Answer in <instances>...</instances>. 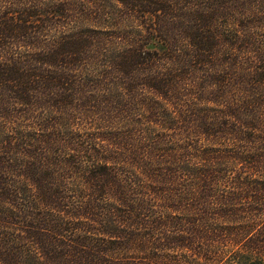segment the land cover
<instances>
[{
	"label": "trees",
	"instance_id": "1",
	"mask_svg": "<svg viewBox=\"0 0 264 264\" xmlns=\"http://www.w3.org/2000/svg\"><path fill=\"white\" fill-rule=\"evenodd\" d=\"M263 178L264 0H0V264H255Z\"/></svg>",
	"mask_w": 264,
	"mask_h": 264
},
{
	"label": "rangeland",
	"instance_id": "2",
	"mask_svg": "<svg viewBox=\"0 0 264 264\" xmlns=\"http://www.w3.org/2000/svg\"><path fill=\"white\" fill-rule=\"evenodd\" d=\"M264 179V178H263ZM259 189L262 190L263 192L260 193V195L263 197L264 196V182H260V185H259ZM260 197V198H262ZM258 223L256 224V228L252 231L251 235H263L264 236V212L261 213V215L258 216ZM235 233V231H233ZM244 235V237L246 238L243 242H246L249 237L245 234V231L243 232H240ZM247 249H251L252 246L249 245V246H246ZM245 250V248H244ZM230 251H232L231 249V246L228 247V246H225L223 248V252H224V257H223V261L221 264H229L230 260L232 259V262L233 261V257H230ZM242 264H252V261L250 260H245V258L242 260ZM255 264H264V256L263 258L260 257L257 262H255Z\"/></svg>",
	"mask_w": 264,
	"mask_h": 264
}]
</instances>
